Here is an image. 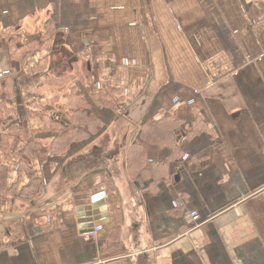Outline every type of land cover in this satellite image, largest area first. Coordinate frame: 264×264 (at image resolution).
<instances>
[{
  "label": "crops",
  "instance_id": "1",
  "mask_svg": "<svg viewBox=\"0 0 264 264\" xmlns=\"http://www.w3.org/2000/svg\"><path fill=\"white\" fill-rule=\"evenodd\" d=\"M74 86L125 102L94 105L99 133L33 163L43 187L25 200L18 159L70 127ZM167 115L171 148L141 139ZM135 144L164 182L130 177ZM0 169V264H264V0H0ZM113 231L125 254L108 259Z\"/></svg>",
  "mask_w": 264,
  "mask_h": 264
},
{
  "label": "trees",
  "instance_id": "2",
  "mask_svg": "<svg viewBox=\"0 0 264 264\" xmlns=\"http://www.w3.org/2000/svg\"><path fill=\"white\" fill-rule=\"evenodd\" d=\"M77 76L64 75L61 78H49L48 85L53 88L62 89L71 86ZM117 96V97H116ZM114 97L116 99H114ZM125 102L122 92L116 90L100 91L92 98L87 97L78 87L71 88L67 103L63 106L62 111L65 113L70 127L62 129L60 136L55 137L51 144L46 146L40 141H30L26 144L22 156L18 159L19 174L28 178L29 184L22 191V198L31 200L37 197L43 187V180L34 170L33 163H42L52 154L65 155L70 146L75 142L88 140L91 136L97 134L102 129L100 119L93 111V106L100 103L102 105H114ZM51 121V120H50ZM54 127L62 125L52 123ZM180 122L172 115H167L161 120H148L140 127V136L146 143H152L164 148H171L174 143L175 131L180 127ZM206 128L203 121H197L192 134L197 135ZM16 136H25L21 131L13 128L7 134L3 135L1 151L2 154L8 155L11 148V141ZM133 145L127 154V170L130 177L135 181H143L148 178L152 183L164 182L167 178L166 167L161 169L162 164L148 165L143 156L137 154ZM175 152L177 149H174ZM137 154V155H136ZM164 166V165H163ZM163 175V177H161ZM6 178V172L0 169V193L11 192L3 185ZM109 244L106 258H116L125 254L119 231H113L109 235Z\"/></svg>",
  "mask_w": 264,
  "mask_h": 264
},
{
  "label": "built area",
  "instance_id": "3",
  "mask_svg": "<svg viewBox=\"0 0 264 264\" xmlns=\"http://www.w3.org/2000/svg\"><path fill=\"white\" fill-rule=\"evenodd\" d=\"M186 219L192 227H199L203 224L200 214L197 211H189L185 213ZM104 230L103 225L95 226L92 230V236H97L100 232Z\"/></svg>",
  "mask_w": 264,
  "mask_h": 264
}]
</instances>
